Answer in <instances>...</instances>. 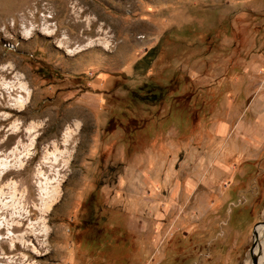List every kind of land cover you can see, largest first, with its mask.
Wrapping results in <instances>:
<instances>
[{"label":"rangeland","instance_id":"obj_1","mask_svg":"<svg viewBox=\"0 0 264 264\" xmlns=\"http://www.w3.org/2000/svg\"><path fill=\"white\" fill-rule=\"evenodd\" d=\"M18 79L0 264L260 263L264 0H0V87ZM74 123L67 166L43 164Z\"/></svg>","mask_w":264,"mask_h":264},{"label":"bare ground","instance_id":"obj_2","mask_svg":"<svg viewBox=\"0 0 264 264\" xmlns=\"http://www.w3.org/2000/svg\"><path fill=\"white\" fill-rule=\"evenodd\" d=\"M48 17L44 16V19L45 22H47ZM47 28L46 27H41L39 28L38 30L41 31L42 34H46V35H53L55 30H52V31H48L46 30ZM36 28H33V31H35ZM94 41V40H93ZM101 41V40H100ZM62 42V41H61ZM66 43V42H65ZM96 44V43H95ZM94 44V45H95ZM60 47H63L62 44H59ZM83 46V45H82ZM109 45L108 44H105L104 47L107 48ZM84 47V46H83ZM89 47V46H88ZM87 47V48H88ZM98 47V46H97ZM103 47V46H102ZM77 48V47H76ZM79 48V47H78ZM85 50V49H84ZM109 50V49H107ZM71 51H74L71 49ZM67 53H71L70 51L66 50ZM11 69V68H10ZM8 68L7 69H4V72L8 73ZM10 71V70H9ZM18 78V77H16ZM15 79V78H14ZM7 82V81H5ZM9 83V82H8ZM11 84V83H10ZM4 85L2 88L0 87V92L2 93V95L4 96V94H8V97H9V102L7 103V108L9 109H12V110H16L17 112L21 111L25 105L28 102V99H29V95H30V92H29V89L28 87L25 85V83L21 82L19 79L17 80L16 83H14L13 85H10L8 87L5 88V84H2ZM7 85V84H6ZM14 93H20V95L18 97H14V98H11V95L14 94ZM1 95V94H0ZM15 96V95H14ZM2 98V97H1ZM78 123H74V128H70V127H67L66 128V132L64 133V136H63V140H62V145L64 146V149L63 150H59L57 149V147L55 146V144H53L54 146V151L52 153H49L45 152V157H44V161H43V164H47L49 163L50 164V167L51 168H54L56 166H54L55 164H58L59 163V160L62 159V165L63 166V169L67 166L69 160H70V152H68V149H67V146H69V141L73 135L74 132H76V130L78 129ZM11 155V153L9 154V156ZM17 155V154H16ZM52 156L53 159L52 160H49V157ZM5 157V156H4ZM12 157V156H11ZM17 157V156H15ZM10 158V157H9ZM8 157L6 158H1L0 159V172L1 173H4L5 171H8V170H15L17 167V165H15V163L12 162L11 159H9ZM20 158L24 159V158H29V152L28 153H25L23 156H21ZM48 159V160H47ZM15 161V160H14ZM25 161V160H23ZM17 162V161H16ZM18 163V162H17ZM60 166V164H59ZM57 171V176L60 178L61 175H60V171L62 170L60 167L58 169H56ZM58 180V179H57ZM50 194V193H49ZM60 190L59 189H55L53 191V193L48 197V200L47 202L45 203L44 207L41 208L40 212L42 214H46L50 209L51 207L58 201L59 197H60ZM45 196V195H44ZM4 225V224H3ZM31 225V224H30ZM29 230V229H28ZM42 231V230H41ZM264 231V226H259L255 231H254V236L256 235L257 238L261 235V233ZM45 233L42 232V236L44 235ZM255 236V237H256ZM263 236H264V233H263ZM262 238V237H261ZM20 239V238H19ZM262 240V239H261ZM261 242V241H260ZM25 243V241H24ZM261 245V244H260ZM259 254H261V258L259 259L260 260V263L259 264H264V246H260V251H259ZM258 262V261H256ZM254 263V264H257V263Z\"/></svg>","mask_w":264,"mask_h":264},{"label":"trees","instance_id":"obj_3","mask_svg":"<svg viewBox=\"0 0 264 264\" xmlns=\"http://www.w3.org/2000/svg\"><path fill=\"white\" fill-rule=\"evenodd\" d=\"M154 95L156 94H153L151 97L147 98V99H154L153 97H155Z\"/></svg>","mask_w":264,"mask_h":264},{"label":"water","instance_id":"obj_4","mask_svg":"<svg viewBox=\"0 0 264 264\" xmlns=\"http://www.w3.org/2000/svg\"><path fill=\"white\" fill-rule=\"evenodd\" d=\"M255 241L257 240V236L255 237V239H254Z\"/></svg>","mask_w":264,"mask_h":264}]
</instances>
